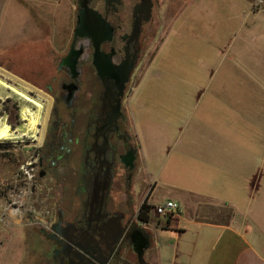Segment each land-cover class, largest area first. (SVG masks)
<instances>
[{
	"label": "flooded vegetation",
	"instance_id": "obj_1",
	"mask_svg": "<svg viewBox=\"0 0 264 264\" xmlns=\"http://www.w3.org/2000/svg\"><path fill=\"white\" fill-rule=\"evenodd\" d=\"M73 7V31L54 53L53 73L40 77L36 72L33 84L17 76L42 104L43 136L51 123L41 151L28 163L40 170L30 188V225L46 239L41 255L47 264H117L125 258L141 264L133 251V236L142 228L131 194L138 147L129 133L125 102L132 75L146 56V29H154L155 0H73ZM79 16L86 36L75 39ZM98 26L111 29V36L99 33ZM72 48L80 51L76 74L64 64ZM95 60L103 66L104 78ZM128 65L133 70L123 84ZM128 156H135L133 169L126 165ZM114 191L124 195L119 204ZM38 215L45 225L36 221Z\"/></svg>",
	"mask_w": 264,
	"mask_h": 264
},
{
	"label": "rangeland",
	"instance_id": "obj_2",
	"mask_svg": "<svg viewBox=\"0 0 264 264\" xmlns=\"http://www.w3.org/2000/svg\"><path fill=\"white\" fill-rule=\"evenodd\" d=\"M17 1L2 0L0 70L17 79L20 75L33 84L36 72L44 77L55 70L53 56L73 31L75 10L73 0ZM242 1L155 0L154 29L147 28L145 32L146 56L129 84L130 94L142 81L133 93L142 109L136 118L132 117L129 130L139 148V133L158 143L154 147L149 139L145 140L148 147L157 149L158 158L161 149L174 147L177 139L186 143L198 138L201 144L202 132L225 130L224 107L221 102L211 101L236 98V92H244L239 83H264V0H252L254 10H263L257 15L250 11L249 4L243 8ZM156 54L155 63L144 77ZM1 75L4 74L0 72L3 80ZM21 91L27 94L25 89ZM27 95L33 97L31 93ZM27 106L37 113L33 104L0 86V125L5 122L14 130L21 129L12 139L0 142V187L6 184L8 189L13 188L23 210L30 209L32 203L31 184L27 182L40 178L39 168L30 169L28 163L32 155L41 151L38 147L51 132L48 122L42 141L40 133H36L34 141L32 131L22 129L26 121L20 119L21 111ZM144 191L145 188L142 195ZM29 214L27 211L23 219L27 223ZM12 254L10 248L0 250V264H13Z\"/></svg>",
	"mask_w": 264,
	"mask_h": 264
},
{
	"label": "crops",
	"instance_id": "obj_3",
	"mask_svg": "<svg viewBox=\"0 0 264 264\" xmlns=\"http://www.w3.org/2000/svg\"><path fill=\"white\" fill-rule=\"evenodd\" d=\"M248 1H242L243 8L249 4L256 15L263 11L254 10ZM1 5L2 0L0 9ZM156 58L157 54L144 77ZM141 82L125 102L130 122L142 109L133 99ZM239 84L244 92H236V98L211 101L224 107L225 130L202 132L201 144L198 138L186 143L177 139L174 147L161 149L158 158L157 149L145 143L150 136L139 133L142 145H137L131 186L135 214L145 202L151 207L166 201L180 205L176 214L150 213L149 221L139 222L149 241L145 264H264V83ZM112 194L117 204L124 200L122 193ZM27 211L10 212L0 222V250L10 248L13 264H47V256L41 255L47 249L46 239L31 220H23ZM36 221L45 225L39 215ZM128 250L124 255L129 256ZM126 261L117 264H137Z\"/></svg>",
	"mask_w": 264,
	"mask_h": 264
},
{
	"label": "bare ground",
	"instance_id": "obj_4",
	"mask_svg": "<svg viewBox=\"0 0 264 264\" xmlns=\"http://www.w3.org/2000/svg\"><path fill=\"white\" fill-rule=\"evenodd\" d=\"M0 72L2 74H4L3 76H5L7 78L10 77L13 82L20 83L21 87L23 89H25V92L31 90V87L29 85H27L26 83L13 78L12 76H10L9 74L5 73L2 70H0ZM0 86L3 87V88H8V90H10L11 92H13L16 95H18L20 97V99L25 101L27 104H29V105L33 104L37 108V113H34V112L31 111L29 106L24 107V109L21 111L20 119L22 121H26V123L23 124L22 129L26 128L27 131H32V133H33L32 136L34 138H36V139H37L36 133H40L41 137L39 139L41 141L42 136H43V129H41V130H40V128L38 129V126L45 124L44 120L41 119V115H40L41 107H42L41 102L38 101V100L30 98L27 95L28 94L27 92H26L27 94H25L24 91H21L22 89L19 90L18 87L15 88V86H13L12 84L8 85L5 82H3V80H0ZM20 130L21 129H18V128L14 130L7 123L3 122L0 125V141H8V140L12 139V136L15 133L20 132Z\"/></svg>",
	"mask_w": 264,
	"mask_h": 264
},
{
	"label": "water",
	"instance_id": "obj_5",
	"mask_svg": "<svg viewBox=\"0 0 264 264\" xmlns=\"http://www.w3.org/2000/svg\"><path fill=\"white\" fill-rule=\"evenodd\" d=\"M82 27H83V23L81 21V16H79L78 17V25H77V28L75 30V39H77L79 36L80 37L86 36L82 32ZM96 28H98L97 31L99 33L104 32L105 33V36H107V34L109 36H111V32H112L111 29H108V30H104L103 31V30H101V27H99V26L96 27ZM89 36H92V35L89 34ZM94 42L96 43L95 39H94ZM95 47H96V51L98 52L99 51V44L96 43L95 44ZM79 56H80V51H76V50H74V48H72L69 56L64 60V64L67 65L68 67H70L71 70H72V72L74 74H76V66H77V63H78ZM95 58L98 60V53L95 54ZM95 65H96V67L98 69L99 76L102 77V78H104V75H103L104 74V72H103L104 71L103 70V66L102 65H99V63L96 62V60H95ZM105 68L106 69H109V67H104V69ZM132 70H133V65H128L126 71L124 72L123 77L121 78V83L125 84L126 82H128L129 76H130ZM134 160H135V156H128L127 157V160L125 161L126 162V165L127 166H131V168L133 169V167H134ZM139 222L140 223H143V221H141V220H139ZM133 240H134L135 245H137V247L134 245L133 251H134V253H137L138 254L139 259L141 260V264H143L142 263V261H143V255H144V252H145L146 248L148 247V243H149L148 236L145 235L143 229H141L139 231V233H137V234H135L133 236Z\"/></svg>",
	"mask_w": 264,
	"mask_h": 264
},
{
	"label": "built area",
	"instance_id": "obj_6",
	"mask_svg": "<svg viewBox=\"0 0 264 264\" xmlns=\"http://www.w3.org/2000/svg\"><path fill=\"white\" fill-rule=\"evenodd\" d=\"M1 142V141H0ZM26 175H29L28 171H25ZM31 177H29V180ZM31 181L27 182V185L30 186ZM8 191L5 195L1 194ZM0 222L4 223L6 219V215L10 212L18 213L22 207L20 200H18V196L14 194V189L9 188L8 185L3 184L0 187ZM180 209V205L174 201H166L164 203H160L151 207V214H155L161 217H167L173 214H176Z\"/></svg>",
	"mask_w": 264,
	"mask_h": 264
},
{
	"label": "trees",
	"instance_id": "obj_7",
	"mask_svg": "<svg viewBox=\"0 0 264 264\" xmlns=\"http://www.w3.org/2000/svg\"><path fill=\"white\" fill-rule=\"evenodd\" d=\"M151 206L146 202L140 208L139 219L143 222H147L150 219Z\"/></svg>",
	"mask_w": 264,
	"mask_h": 264
}]
</instances>
